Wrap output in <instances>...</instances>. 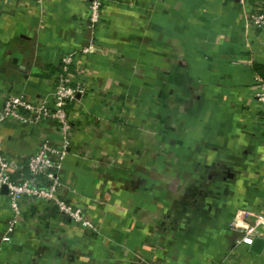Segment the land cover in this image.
I'll return each mask as SVG.
<instances>
[{
	"label": "crops",
	"instance_id": "crops-1",
	"mask_svg": "<svg viewBox=\"0 0 264 264\" xmlns=\"http://www.w3.org/2000/svg\"><path fill=\"white\" fill-rule=\"evenodd\" d=\"M87 1L0 0V107L7 94L49 96L59 59L75 53L87 89L68 105L64 195L100 231L26 201L0 264H264V243L235 244L227 228L237 209L264 211L252 1L109 0L93 34ZM91 40L100 50L82 54ZM43 137L58 138L49 123L9 118L0 151L27 156ZM9 214L0 194V234Z\"/></svg>",
	"mask_w": 264,
	"mask_h": 264
},
{
	"label": "built area",
	"instance_id": "built-area-1",
	"mask_svg": "<svg viewBox=\"0 0 264 264\" xmlns=\"http://www.w3.org/2000/svg\"><path fill=\"white\" fill-rule=\"evenodd\" d=\"M35 1L42 5L45 0ZM108 1H87V29L90 34L96 30L102 7ZM232 1H237L242 6L247 2V0ZM251 1V9L245 12L246 22L256 29H262L264 0ZM98 50H100L99 46L92 40L80 49L82 54ZM74 54L70 52L59 59L60 70L57 72L53 91L49 96L31 101L23 93L4 95L0 107V124L9 118L29 126L47 122L55 129L58 138L55 141L50 137H43L36 152L27 156L12 158L0 151V194L7 197L10 211L0 234L1 243H9L12 240L20 222L22 206L26 201L43 202L49 209L77 226L93 234L100 231L99 227L86 216L82 207L74 204L64 195L68 187L63 181L62 167L66 157L71 154L70 134L73 129L68 105L87 89L85 83L71 70ZM255 81L259 85L255 96L264 116V81L258 75ZM3 186L6 187V194L1 192ZM260 226H264V211L257 212L254 208L237 209L228 222V229L238 235L235 244H244L248 247L255 238H263L259 231ZM159 263L157 257L149 264Z\"/></svg>",
	"mask_w": 264,
	"mask_h": 264
},
{
	"label": "water",
	"instance_id": "water-1",
	"mask_svg": "<svg viewBox=\"0 0 264 264\" xmlns=\"http://www.w3.org/2000/svg\"><path fill=\"white\" fill-rule=\"evenodd\" d=\"M2 193L6 194L7 190H6V187L3 186L2 187V190H1ZM264 243V239L262 238H255L253 240V243L251 244V247L254 251H259L260 247L262 246V244Z\"/></svg>",
	"mask_w": 264,
	"mask_h": 264
},
{
	"label": "trees",
	"instance_id": "trees-1",
	"mask_svg": "<svg viewBox=\"0 0 264 264\" xmlns=\"http://www.w3.org/2000/svg\"><path fill=\"white\" fill-rule=\"evenodd\" d=\"M60 69L58 68V71H59ZM255 71L257 72V75L258 76H260L261 78H262V80L264 81V72H263V70L261 69V67L259 66V67H255Z\"/></svg>",
	"mask_w": 264,
	"mask_h": 264
},
{
	"label": "rangeland",
	"instance_id": "rangeland-1",
	"mask_svg": "<svg viewBox=\"0 0 264 264\" xmlns=\"http://www.w3.org/2000/svg\"><path fill=\"white\" fill-rule=\"evenodd\" d=\"M227 228H228V224H227Z\"/></svg>",
	"mask_w": 264,
	"mask_h": 264
}]
</instances>
